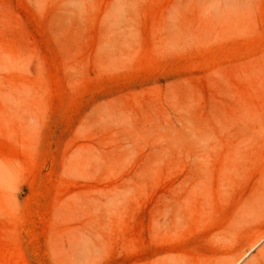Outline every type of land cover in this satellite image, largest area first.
Returning <instances> with one entry per match:
<instances>
[{
  "label": "rangeland",
  "instance_id": "1",
  "mask_svg": "<svg viewBox=\"0 0 264 264\" xmlns=\"http://www.w3.org/2000/svg\"><path fill=\"white\" fill-rule=\"evenodd\" d=\"M264 0H0V264H263Z\"/></svg>",
  "mask_w": 264,
  "mask_h": 264
},
{
  "label": "bare ground",
  "instance_id": "2",
  "mask_svg": "<svg viewBox=\"0 0 264 264\" xmlns=\"http://www.w3.org/2000/svg\"><path fill=\"white\" fill-rule=\"evenodd\" d=\"M263 252H264V250H263ZM262 262H263V264H264V253L262 254ZM258 263H259V260H258L256 263L251 262V263H249V264H258Z\"/></svg>",
  "mask_w": 264,
  "mask_h": 264
}]
</instances>
